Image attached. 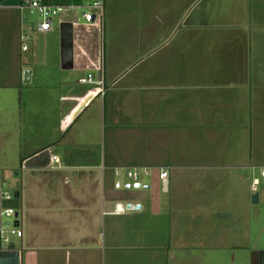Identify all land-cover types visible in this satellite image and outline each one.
<instances>
[{
	"label": "crops",
	"instance_id": "obj_1",
	"mask_svg": "<svg viewBox=\"0 0 264 264\" xmlns=\"http://www.w3.org/2000/svg\"><path fill=\"white\" fill-rule=\"evenodd\" d=\"M203 1L104 0L118 54L107 65L97 25L66 12L36 53L20 0H0V152L38 157L0 264H264L243 174L264 165V0ZM137 39L149 61L129 74L119 53ZM46 149L58 162L42 164Z\"/></svg>",
	"mask_w": 264,
	"mask_h": 264
},
{
	"label": "rangeland",
	"instance_id": "obj_2",
	"mask_svg": "<svg viewBox=\"0 0 264 264\" xmlns=\"http://www.w3.org/2000/svg\"><path fill=\"white\" fill-rule=\"evenodd\" d=\"M206 0H204L202 2L201 5H203V3ZM82 4H87L90 3L91 0H81ZM205 7V6H204ZM122 10H127L128 7L127 5H122L120 7ZM216 9V8H213ZM83 11V9H70L67 12V15H72L75 16L76 18H78L79 22H81L80 18V14ZM32 20V22L35 23L36 21V17H31L30 18ZM83 22V20H82ZM114 26L113 23H111V20H109V18H107L106 14H104L103 17V26L101 28V30L99 29V32H97V37H98V42L100 44V46L102 47V52H103V58L105 57V61L107 62V65H110V62H115V59L117 58L118 54L112 51V45H111V35L113 33L116 32H112V27ZM130 27H133L134 30L133 31H138V32H142V25H128L126 24L124 27V30L126 28L127 31H130ZM57 21H55L54 23V30L52 32L49 33V35H54L55 33H57ZM43 34H39L38 32H30V37L32 39V41L29 38V41H31L32 47H34L36 53H38L37 49L40 48L41 44L43 45L45 43L44 38H42ZM130 41V40H129ZM132 41V40H131ZM127 42V41H124ZM132 44H128L125 43L124 47L122 48V50L120 51L119 55L123 54V56H120L122 59H130L133 58L132 62H135V64L133 66L129 65L130 69L128 70L129 74H134L137 73L139 70L142 69V66L144 65L145 62L149 61V57L146 56V58H143V55H141L144 52V45L142 43L139 42V40L137 39L136 41H132ZM40 50V49H39ZM122 51H124V53H122ZM133 55V57L131 56ZM123 60L121 62L118 61V65L119 66H126L127 62H123ZM121 63V64H120ZM129 67H127L126 69H128ZM125 69V70H126ZM86 75V73H85ZM128 79V76L125 75L124 80H121L123 83ZM120 87V86H118ZM43 123L40 122V130L43 131V136L39 135L37 136V139L40 141H46L47 140V135H48V130H47V124L48 121H42ZM253 138V137H252ZM24 140L29 139L30 141V137H23ZM33 143H34V139H33ZM258 149L259 151H257L258 155H261L262 158V163L264 164V136L262 137L261 142H258ZM26 146H24L25 148ZM29 148H26V150H28ZM19 154H21V156H26V151H24L22 149V151H19ZM24 154V155H23ZM255 154V152H254ZM14 159L13 163H11L10 160ZM32 161H30L29 159H22V164H21V159H18V161H16L15 157H14V153L12 151H8L6 153L4 152H0V176L2 177V179L4 181H6L7 183V189L9 191H19L20 190V182L23 180H25V176L27 175V169H28V165L31 163ZM252 170V169H251ZM250 169H246L245 168V173H243L246 177V183L247 185L249 181H251L252 177H259V170L258 168L253 169L251 171ZM20 172H21V177H20ZM244 172V170L242 171ZM251 174V175H250ZM239 190L243 191L244 189L242 188V185H239ZM248 190V189H247ZM257 192H259L260 194L264 193V184L260 183V185L257 186ZM19 199L17 198L15 200V202H13L11 204V206H15L18 213L20 214V206L18 205ZM16 203V205L14 204ZM246 209H248V216H247V221L250 224H254V220L257 218H260L261 221H263L264 224V204L261 202L260 204L256 203L253 204L252 202L248 203V206L246 207ZM200 219V218H199ZM199 219H197V223H199ZM12 219L9 218V222H11ZM19 220V217H18ZM195 225V224H194ZM238 264H251L249 261L245 262V263H238Z\"/></svg>",
	"mask_w": 264,
	"mask_h": 264
},
{
	"label": "built area",
	"instance_id": "obj_3",
	"mask_svg": "<svg viewBox=\"0 0 264 264\" xmlns=\"http://www.w3.org/2000/svg\"><path fill=\"white\" fill-rule=\"evenodd\" d=\"M20 11H23L29 17H36L35 29L37 32L46 33L54 29V23L56 19L61 17L64 13L68 12L70 9H83L80 16L85 24H95L102 28L103 17H104V0H91L90 3L82 4L70 3V4H58V3H47L44 0H20L18 5ZM21 49L23 51L28 50L29 37L27 33L22 32L19 36ZM93 75L88 74L86 77L80 79L82 83H88L92 80ZM50 162H58L56 156L50 157ZM259 177H255L251 183V191L255 193L257 191V186L260 183L264 184V165L258 167ZM146 173L147 169H143ZM120 174V172H116ZM139 174V169L132 168L126 171V175L131 178H136ZM167 176L166 171L160 173V177L164 178ZM7 183L0 176V243L4 245H10L12 243L13 237H21L22 230L19 228L17 217L15 213H18L14 206L6 204L9 201H13L14 191H9L7 189ZM9 218L12 219L9 222Z\"/></svg>",
	"mask_w": 264,
	"mask_h": 264
},
{
	"label": "water",
	"instance_id": "obj_4",
	"mask_svg": "<svg viewBox=\"0 0 264 264\" xmlns=\"http://www.w3.org/2000/svg\"><path fill=\"white\" fill-rule=\"evenodd\" d=\"M29 72V70L28 69H24V71H23V79H24V81L26 80V74ZM50 152H49V150L48 149H46L45 151H43L42 153H41V157H43V159H46V161H45V163H42L43 165H47L48 163H49V159H50ZM37 159H38V157L37 158H35V161H32L27 167H33V166H36V164H37ZM40 161V160H39ZM42 161V160H41ZM47 162V163H46ZM131 185H128V187H130ZM140 186V184L139 183H134L133 184V187H139ZM14 197L15 198H17L18 197V192H15L14 193ZM251 201H252V203L253 204H256V203H258V193L257 192H255V193H253L252 194V196H251ZM127 206V208H130V207H132V208H134V209H139L140 208V204H136V205H131V204H127L126 205ZM18 216V213H15V217H17ZM17 222V221H16Z\"/></svg>",
	"mask_w": 264,
	"mask_h": 264
},
{
	"label": "trees",
	"instance_id": "obj_5",
	"mask_svg": "<svg viewBox=\"0 0 264 264\" xmlns=\"http://www.w3.org/2000/svg\"><path fill=\"white\" fill-rule=\"evenodd\" d=\"M45 2H47V3H54V2H52V0H44ZM81 0H61L60 2H59V4H64V5H66V4H70V3H78V2H80ZM15 207V206H14ZM16 208V207H15Z\"/></svg>",
	"mask_w": 264,
	"mask_h": 264
}]
</instances>
